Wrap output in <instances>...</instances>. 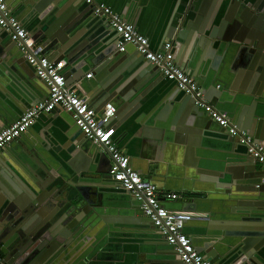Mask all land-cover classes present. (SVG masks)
I'll return each mask as SVG.
<instances>
[{
    "label": "water",
    "instance_id": "water-1",
    "mask_svg": "<svg viewBox=\"0 0 264 264\" xmlns=\"http://www.w3.org/2000/svg\"><path fill=\"white\" fill-rule=\"evenodd\" d=\"M224 2L230 4V7L223 11L221 5ZM83 3L80 4L78 0H11L8 5L12 16L25 26L32 37L37 38V42L54 62H67L88 102L102 106H107L111 101L120 103L119 112L112 123L117 120L122 124L148 102L152 91L161 83L163 74L160 67L153 65L144 56H130L128 50L119 54V42L108 36L110 27L100 26L101 21L108 20L95 15L93 7ZM189 6L185 12L180 11L179 23L171 24L167 31V39L174 45L177 64L200 83L212 106L228 112L239 129L264 145V1L192 0ZM130 47L136 50L134 46ZM199 64L205 67L204 71L199 69ZM5 66L21 80L26 75L24 83L33 96L47 92L37 102L49 97L50 87L37 77L36 69L28 62L27 54L0 28V67L6 69ZM236 68L249 71L245 81L253 76L249 89L241 88L237 80L235 83L229 82L228 75L233 70L236 72ZM90 71L93 72V80L87 81L85 75ZM238 74L239 77L243 76ZM70 78L72 80L71 75ZM237 94H241V97H237ZM248 98L252 100L248 102ZM166 101L170 112L167 111L166 116L161 118V124H158L164 141L187 144V162L208 182L209 189L203 193L208 200L206 202L215 203L210 204L209 210L213 207L216 209L217 202H220L221 206L217 210L221 212L218 215H222L226 207H234L231 213L239 217L233 221V227L225 224L229 233L224 238L231 239V242L227 244L228 252L221 256L220 264H264V169L257 171V162L253 158L238 159L237 164L227 159L229 167L220 169L209 165L201 154L194 156L196 144L199 145L205 137L222 140L234 151L236 149V152L241 144L240 138L226 134V130L213 121L204 108L197 106L195 99L186 92L178 88L172 90ZM246 103L250 106H246L241 114L221 107ZM58 110L59 113L63 111L60 108ZM67 115L66 119L71 124H68L66 132L78 150L77 153H83L81 157H84L85 168H76L70 163L73 171L70 169L68 172L54 173L50 170L52 175L40 163L37 152H34V157L25 151V155H21L22 163L16 162L17 167L23 172L22 164L28 165L31 170L23 172L25 179L31 180L34 176L45 179L47 189H42L43 193L39 194L26 183L32 190L30 195L17 200L7 181L9 178L18 181L20 176L8 163H0V204L2 201L10 204L8 209L3 205L0 207L1 253L10 264H60L71 253L74 245L91 237L90 232L96 227L93 217L101 214L100 208H112L114 205L118 208L116 215H99L102 221L115 225L129 223L126 225L130 226L129 234L134 233L132 235L135 238L139 234L131 225H143L150 236L159 235L160 244H167L165 236L144 216L142 204L134 200L131 193L124 190L111 175L113 160L107 148L88 140L76 122L72 124V115ZM28 133H32L31 130ZM21 140L18 139L7 148L15 147V143L22 145ZM238 154L251 157L247 146L240 148ZM169 163L173 164L171 161ZM152 165L150 162L143 169H134L158 187L160 182L167 180L164 176H176H171L169 167L166 173V167L159 165L156 169ZM202 165L209 167L203 168ZM170 182L178 186L173 178L167 184ZM110 194L115 195L112 199L117 204L110 202ZM198 202L194 200L192 204ZM132 207L133 215L140 212V219L136 220L135 216L130 215ZM187 225L184 233L190 237L197 251L205 252L198 246L202 241L198 239L200 233L190 231L192 229ZM166 247L174 253L172 259L162 261L151 257V250H144L143 254L147 255L146 264H185L177 255L175 247ZM119 248L116 246L113 250L118 251ZM108 250L111 249L105 247L102 251L107 255ZM215 258L210 254L207 259L213 261ZM132 262L127 264H143L139 260Z\"/></svg>",
    "mask_w": 264,
    "mask_h": 264
},
{
    "label": "crops",
    "instance_id": "crops-1",
    "mask_svg": "<svg viewBox=\"0 0 264 264\" xmlns=\"http://www.w3.org/2000/svg\"><path fill=\"white\" fill-rule=\"evenodd\" d=\"M6 1L9 2L11 0ZM78 1L80 4L83 3V0ZM99 1L108 7H111L128 23L134 24L137 30L149 39L150 46L153 50H161L166 43L172 42L167 39L168 28L171 24L179 23L181 19L180 11L185 12L186 9L190 8L189 4L192 2V0ZM200 3L201 1L199 4ZM221 6V9L224 11L225 8H227V10L229 9L230 4L228 5L227 2H224ZM84 7L86 6L84 5ZM207 12L210 13L209 10ZM101 25H105L107 28L110 27L107 31L108 36L115 41L117 40V42L120 41L119 35L116 34V32L111 28L108 21H101L100 26ZM35 40L37 41V38H35ZM127 50L129 51L127 54H130V56H140L133 47H129ZM49 58L54 62L50 56ZM64 62L66 63L64 73L69 86H71V88L77 89L78 93L83 96L80 82L74 79L70 68H68L67 62L65 60ZM5 67L6 69L0 67V131L11 125L12 122H15V119H18L25 111L30 109L31 106L33 107V105L41 102L42 100L38 102L37 100L41 99L47 94V92L45 94V91H43L41 96H33V94L28 90L29 87L24 83L26 75L22 76L21 80L19 76H14V74L11 73L8 66ZM199 69L204 71L205 67L199 64ZM247 72H249L247 69L236 68V72L233 70L230 73L231 75H228L229 82L231 81V83H235L237 80L241 88L244 87V89H249L251 87L249 83L252 81L253 76L251 75V77L246 80L248 82L247 83L245 81ZM92 73L93 72L90 71L85 75V79L87 81L93 80V76L91 79L87 78V76ZM238 73L243 76L239 77ZM254 74L256 75L255 72ZM172 90H177L176 84L167 81L163 77L161 83L150 94L148 102H145L144 106L140 110L131 115L122 124L117 122V120L113 123L111 122L110 130L120 149L124 151L128 157H130L133 168L140 167L143 169L145 165H148V163L152 162L154 165H152V168L155 167L158 169L159 165H162L163 167L167 168L165 172L168 173L169 167V173L171 176L173 174L176 175L175 177L172 176L170 178H173V180L177 181L176 183L178 186H175L173 182L167 184L170 178L169 176H164V179L167 180L163 183L160 182L161 184L159 183V187L161 189L158 186L157 187L166 193L181 194L183 195V198L177 201H163V204L168 210L178 212L182 211L192 216V220L188 222L187 226H189V229H192L190 231L200 233L198 239L202 241L200 244H198V246H200L199 249L205 251L200 253L198 250V252L205 258H208L210 254H213V256H216V258L212 262L215 264H220L222 258L221 256L227 254L229 249L227 244L231 242V239L224 238L228 232L225 224L233 227L235 225L233 221L239 217L233 212L231 213V211H234V207H226L227 209L223 210L222 215H218L217 213L221 212L220 210H217L221 206L220 202H217L218 206L216 209L213 207L212 210H209L210 204L215 203L212 201L210 203L206 202L208 200L205 199V193L203 192L206 191V189H209L207 186L208 182H205V177L197 174L193 169V166L187 162V144H184L183 142L180 144L166 143L164 141L163 132L161 128L158 127V124H161V118L166 116V112H170V106L168 107L169 104L167 105L168 100L166 101V98ZM237 97H241V94H237ZM247 100L250 102L252 99L248 98ZM89 104L97 115H101L106 108V106H102L99 103L95 104L89 102ZM109 104H113L117 107L118 114L120 103L117 101H111ZM246 106L249 107L250 104L246 103V105L237 104L221 107L241 114ZM171 108H173L172 104ZM67 114L68 113H66L64 110H60L59 113V110L57 109L50 114L42 115L37 123L32 127V133H26L27 135L25 138H23L24 135L21 137L22 145L15 143V147H9L0 154V158L3 160H0V163H8L18 172L20 176L18 177V181H14L11 178H9L7 181L10 188L13 189L15 195L17 196V200L19 198H27L28 194L30 195L32 190L26 186L27 184L39 194L43 193L42 189H47L45 179H37L35 176L31 177V180L25 179L23 172L27 173V170H31L28 168V165L22 164V168H24L23 172H21L17 167L16 162L22 163L20 161L21 155H25V151H28L34 157H36L34 152H37L39 155L38 158L41 161L40 163L46 166L49 172L51 170L54 173H62L68 172L70 169L73 171V167L69 166L70 163H72L76 168H85L84 157H81L83 153H77L78 150H76V147L68 137V132H66L69 128L68 124H71L66 119L67 116H69ZM73 121L74 119H71L72 124ZM226 134L228 133L226 132ZM197 145L198 143L196 144V148H194V156L201 154L208 161L207 163L209 165L218 167L220 169L225 168L226 166L229 167V162L226 161L227 159L233 160L235 164H237L239 161L238 159L241 158L248 160L252 159V157L247 158L248 156L246 154H238L239 149L244 146L242 144L238 145V152H236V149L234 151V149L228 147L227 143H224L222 140H218L217 138L210 139L205 137L198 147ZM170 161L173 164L169 165ZM257 166V171H262L264 169V166L259 163H257ZM202 167L207 168L209 166L202 165ZM93 169H96V167ZM52 172L50 173L52 174ZM138 172L141 173L140 171ZM142 176L146 179L144 175ZM22 179L24 181H22ZM190 190H193V192ZM197 191L200 193L196 194ZM110 195V202L112 204H117V202L112 199L115 198V195ZM194 200H198L199 202L197 204H192ZM8 203L9 202L2 201L0 207L3 205V207L8 209L10 207V204L8 205ZM100 209L101 214L98 213L97 217H93L96 227L90 232L91 237L88 240L85 239V242H79L77 245H74V247L70 250L71 253L65 256L66 258L60 264H127L128 262L137 260L143 264H146L147 255L143 254L144 250H151V257L159 258L162 261L168 262L169 259L174 257V253L168 247H166L169 245L160 244L161 239L159 238V235L150 236L149 233H147L148 230H145L146 227H143V225L142 227L136 223L131 225L135 227V231L137 234H139V236L135 238L132 235L134 233L129 234L128 229L130 226H126L129 223L122 225L116 223L115 225V223L111 224L109 222L105 223L102 221V216L99 215H116L118 208H116L115 205L112 206V208L104 207ZM132 209H134V207L129 210L131 213L130 215L135 216L134 219L136 220L140 219V212L138 211V216L136 214L133 215L132 211L134 210ZM109 218L114 219L113 217ZM86 229L88 228H85L84 230ZM204 231L205 233H202ZM107 232L116 233L107 234ZM210 233L213 235H209ZM210 241L215 242L210 243ZM116 246L120 247L118 251L113 250ZM105 247H109L111 249L107 251V255L109 254L110 256L105 255V252L102 251L105 249Z\"/></svg>",
    "mask_w": 264,
    "mask_h": 264
},
{
    "label": "built area",
    "instance_id": "built-area-1",
    "mask_svg": "<svg viewBox=\"0 0 264 264\" xmlns=\"http://www.w3.org/2000/svg\"><path fill=\"white\" fill-rule=\"evenodd\" d=\"M84 4L93 7L94 14L106 18L111 28L120 36L118 51L125 53L134 46L139 55L144 56L153 65L161 68L163 77L177 88L186 92L196 101V105L204 108L208 116L234 138H240V143L248 147L250 156L264 166V145L248 135L235 125L227 112H222L212 106L206 99L205 92L199 83L180 68L175 59L172 42L165 44L161 50H153L149 39L141 34L134 24L125 21L111 7L99 0H83ZM0 28L8 33L11 40L19 45L21 51L27 54L28 62L35 67L39 79L50 87L49 97L28 109L16 122L0 131V154L12 143L28 133L44 114H50L62 109L72 115L76 125L88 140L104 145L112 156L111 175L116 178L121 187L130 192L133 199L140 202L141 211L154 227L166 238L169 246L175 247L177 255L185 264H215L201 255L193 246L190 237L184 233L192 216L182 211L168 210L163 201H177L183 195L166 193L136 171L130 157L122 151L113 137L109 125L117 114V107L107 104L101 115H97L89 102L81 96L77 89L68 86L64 73L66 63L53 62L45 53L25 26L13 17L6 0H0ZM92 74L87 76L92 78ZM0 264H10L0 251Z\"/></svg>",
    "mask_w": 264,
    "mask_h": 264
}]
</instances>
